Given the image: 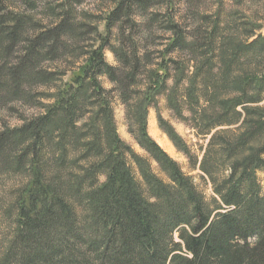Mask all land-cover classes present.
Listing matches in <instances>:
<instances>
[{"label":"trees","instance_id":"trees-1","mask_svg":"<svg viewBox=\"0 0 264 264\" xmlns=\"http://www.w3.org/2000/svg\"><path fill=\"white\" fill-rule=\"evenodd\" d=\"M38 2L0 0V107L40 111L0 130V173L25 180L0 264H264L263 26L184 28L174 0H113L90 24L66 0L38 20ZM157 30L167 44L152 52ZM113 93L146 156L120 139ZM150 108L188 173L148 135Z\"/></svg>","mask_w":264,"mask_h":264},{"label":"rangeland","instance_id":"rangeland-1","mask_svg":"<svg viewBox=\"0 0 264 264\" xmlns=\"http://www.w3.org/2000/svg\"><path fill=\"white\" fill-rule=\"evenodd\" d=\"M65 1L66 0H39L37 4L38 9L33 12V14L38 20L42 19L44 17L41 13L45 8L57 7L60 4H64ZM112 1L113 0H80L79 5H74L77 20L90 24L99 20L95 18H103L112 7ZM156 10L161 13L163 11L161 8ZM174 10L176 13V20L184 28L192 29L201 27L203 30L210 29L211 22L217 20L219 17L221 26L227 23L228 28H230V24L239 27L243 23L248 24L252 21L254 24L262 25L263 30L261 34L264 33V0H174ZM203 18L207 19L203 20ZM102 24L103 23L100 25V30H102ZM161 30H157V33L150 39L151 41L148 44V48H151L150 51L152 52L155 50L162 51L166 47L167 35ZM113 39L110 40L111 44L115 43ZM158 56L159 54L153 55L152 53L151 60L158 62L156 61V58H159ZM105 59L109 65H117L111 52L105 51ZM101 82L105 89L111 90L113 88L105 78H101ZM171 85L172 80H169L167 86L170 87ZM112 107L114 110L117 133L120 139L129 145L138 155L146 156L145 152L138 147L133 137L127 131L124 107L115 93L112 94ZM157 109L161 117L169 122L176 133L180 135L188 143L191 150L195 152L198 149L197 144L201 143V141L199 142L191 129L173 116V113L166 107L164 97L158 98ZM39 113L40 111L35 108H24L18 103L8 105L5 103L4 106L0 107V130H3L6 126H20L23 117L37 115ZM147 132L155 143L182 167L184 172H189L187 159L175 149L168 137L159 129L157 112L154 108H150L148 112ZM151 165L153 168L156 167L154 162H151ZM189 174L194 177V182L201 187L202 185L198 178V172H191ZM101 180H103V178H101ZM24 183L25 180H23V176L0 173V221H3L0 222V238L2 235L1 229L4 228L5 225L6 240L10 237L11 217L9 218L8 211L13 206L12 204L14 203L16 192ZM201 188L206 198H209L211 196L209 186H202Z\"/></svg>","mask_w":264,"mask_h":264}]
</instances>
